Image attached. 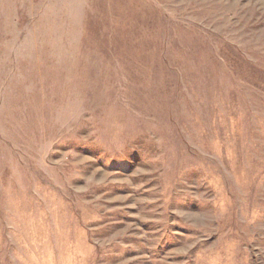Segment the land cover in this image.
<instances>
[{
    "label": "rangeland",
    "instance_id": "obj_1",
    "mask_svg": "<svg viewBox=\"0 0 264 264\" xmlns=\"http://www.w3.org/2000/svg\"><path fill=\"white\" fill-rule=\"evenodd\" d=\"M0 264H264V0H0Z\"/></svg>",
    "mask_w": 264,
    "mask_h": 264
}]
</instances>
